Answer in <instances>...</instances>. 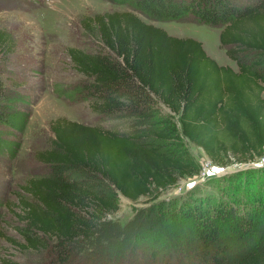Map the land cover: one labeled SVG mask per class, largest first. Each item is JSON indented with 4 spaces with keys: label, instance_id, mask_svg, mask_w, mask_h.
<instances>
[{
    "label": "trees",
    "instance_id": "trees-1",
    "mask_svg": "<svg viewBox=\"0 0 264 264\" xmlns=\"http://www.w3.org/2000/svg\"><path fill=\"white\" fill-rule=\"evenodd\" d=\"M113 1L133 9L90 17L97 47H70L86 77L59 90L90 98L103 117L125 118L128 129L52 122V144L38 153L46 169L24 184L23 245L51 251V261L36 264H264V179L246 173L251 167L231 195L157 198L199 170L184 136L217 163L264 155V0ZM137 11L222 26L221 44L238 68L220 63L201 39L170 33ZM11 38L0 27V46ZM18 101L0 74V150L11 153L19 140L2 126L22 130L29 114ZM121 193L153 199L122 221L115 216Z\"/></svg>",
    "mask_w": 264,
    "mask_h": 264
},
{
    "label": "rangeland",
    "instance_id": "rangeland-1",
    "mask_svg": "<svg viewBox=\"0 0 264 264\" xmlns=\"http://www.w3.org/2000/svg\"><path fill=\"white\" fill-rule=\"evenodd\" d=\"M115 9L133 7L113 0H0V27L12 34L8 45L0 46V74L7 88L19 97L17 106L29 113L22 130L2 126L5 135L18 139L19 143L13 153L0 150V264H13L11 261L36 264L53 259L49 250L24 246L25 238L19 229L24 223L21 215L23 198L29 195L24 184L46 169V162L38 153L52 144L55 136L52 122L68 118L105 128L128 129L125 118L103 117L92 106L90 98L77 99L69 95V90L67 93L59 90L60 87L70 89L86 77L74 63L70 47L88 50L97 47V36L87 21L98 12ZM137 12L147 21L164 26L170 33L201 39L207 51L220 63L238 68L237 61L221 44L222 26L195 20L191 15L154 19ZM157 101L164 112L171 111L161 99ZM174 119L180 126L178 114ZM184 141L199 170L161 188L157 198L177 202L184 195L192 196L194 191L231 195L234 181L244 176L243 168L251 167L245 170L246 173L264 179L259 168L264 164V155L239 160L231 154L228 162L222 164L213 161L202 146L187 136ZM150 199H153L152 194L133 199L121 193V207L115 216L126 221L138 206L147 204Z\"/></svg>",
    "mask_w": 264,
    "mask_h": 264
}]
</instances>
